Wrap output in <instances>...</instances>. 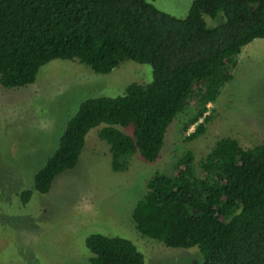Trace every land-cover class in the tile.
Listing matches in <instances>:
<instances>
[{
    "label": "trees",
    "instance_id": "16d2710c",
    "mask_svg": "<svg viewBox=\"0 0 264 264\" xmlns=\"http://www.w3.org/2000/svg\"><path fill=\"white\" fill-rule=\"evenodd\" d=\"M150 1L0 0L5 89L34 84L54 60H77L97 74L128 60L153 71L149 84L131 83L123 95L81 103L58 148L35 174L34 189L18 193L23 204L35 193L47 194L57 176L78 165L96 127L102 126L97 134L109 146L116 172L135 153L156 162L170 125L191 104L196 113L184 122L182 139L205 134L209 105L234 79L238 56L264 39V0H193L185 18ZM191 126L195 131L188 135ZM132 217L143 236L166 247H197L201 264H264V142L246 148L221 137L197 163L193 151L185 150L171 174L157 172L146 180ZM86 246L92 256L74 264H145L128 238L94 233Z\"/></svg>",
    "mask_w": 264,
    "mask_h": 264
},
{
    "label": "rangeland",
    "instance_id": "374dc122",
    "mask_svg": "<svg viewBox=\"0 0 264 264\" xmlns=\"http://www.w3.org/2000/svg\"><path fill=\"white\" fill-rule=\"evenodd\" d=\"M150 2L185 18L193 0ZM237 60L234 79L209 105L211 122L205 134L189 142L182 139L184 122L196 113L191 104L170 125L156 162L135 153L116 172L109 146L97 134L102 126L96 127L86 137L78 165L57 176L47 194L35 193L26 204L18 193L34 189L35 174L58 148L66 123L81 103L123 95L131 83L149 84L153 71L150 65L128 60L109 74H97L77 60H54L40 69L34 84L0 86V264L86 262L92 256L86 239L94 233L130 239L145 255V264H201L197 247L170 248L145 237L132 216L146 180L157 172L171 174L185 150L193 151L197 163L221 137L234 138L246 148L264 142V39L243 48ZM194 131L191 126L187 134Z\"/></svg>",
    "mask_w": 264,
    "mask_h": 264
}]
</instances>
